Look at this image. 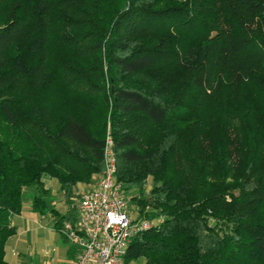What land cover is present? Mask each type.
I'll use <instances>...</instances> for the list:
<instances>
[{
	"label": "trees",
	"instance_id": "obj_1",
	"mask_svg": "<svg viewBox=\"0 0 264 264\" xmlns=\"http://www.w3.org/2000/svg\"><path fill=\"white\" fill-rule=\"evenodd\" d=\"M54 27L71 45L97 32L118 179L163 218L125 264H264V0H0V264L26 194L45 212L48 178L71 200L104 166L87 97L56 114L45 92ZM75 213H53L59 232Z\"/></svg>",
	"mask_w": 264,
	"mask_h": 264
},
{
	"label": "rangeland",
	"instance_id": "obj_2",
	"mask_svg": "<svg viewBox=\"0 0 264 264\" xmlns=\"http://www.w3.org/2000/svg\"><path fill=\"white\" fill-rule=\"evenodd\" d=\"M114 8L115 5H110L104 13L109 14L108 11H111ZM103 16H101V19L104 23H107V17ZM88 29L90 28H81L79 30L87 31ZM51 33L50 38L44 45L42 54L38 57L51 66L45 82V92H48L51 96V107L56 114L67 112L69 110H73L74 105L79 103L78 100L80 98L87 97V101H89L87 103H89V105L87 106L82 104L80 110L76 109L77 113H81L83 115L84 113L87 114L86 120L92 130L95 133H99L100 135L107 137L111 131L108 121L107 108L105 104H103V101H101V98L104 97L105 93H107L108 84L101 80V68L103 63L101 64L99 61L102 43L97 41L99 40L97 39V32L93 30L95 35L94 40L90 43L85 42L83 45H79L82 42L78 45H71L65 42L62 43V40L57 35L55 27L54 29L51 28ZM38 58L28 55V59L31 63H35V59ZM61 58L68 60L66 61L67 64H63ZM70 65H72V67H70ZM73 66L75 68H73ZM79 80L80 84H78ZM74 88H79L81 90L80 95L77 94L76 91H73ZM210 130L211 129L205 130V133L208 135L211 134ZM51 187L55 189V191L52 192L49 187L51 190L50 193L47 196H44L47 206L41 217L42 227L37 225L40 228L39 229L38 227H33V224L28 227V225L23 221L18 224L20 230L19 238L26 239L30 244H36V247H39L42 243L41 237H43V235H47L48 228L58 231L53 223L55 212L58 211L64 215L76 212L75 217L79 216V203L86 185L83 184L82 186H77L74 198L71 200L68 199L64 193L58 190L56 185L53 186V184H51ZM26 195L28 197H26L24 201V207L27 202V198L31 200L29 193ZM127 195L129 198V204L131 205L132 199H130L131 197L129 194ZM74 207L76 210L73 209ZM211 222H213V220ZM58 233L61 232L58 231ZM67 242L73 246L68 240Z\"/></svg>",
	"mask_w": 264,
	"mask_h": 264
},
{
	"label": "built area",
	"instance_id": "obj_3",
	"mask_svg": "<svg viewBox=\"0 0 264 264\" xmlns=\"http://www.w3.org/2000/svg\"><path fill=\"white\" fill-rule=\"evenodd\" d=\"M117 171L115 143L109 134L97 183L82 193L76 222L65 221L62 228L76 248L74 264H125L132 239L163 220L144 217L131 208Z\"/></svg>",
	"mask_w": 264,
	"mask_h": 264
},
{
	"label": "crops",
	"instance_id": "obj_4",
	"mask_svg": "<svg viewBox=\"0 0 264 264\" xmlns=\"http://www.w3.org/2000/svg\"><path fill=\"white\" fill-rule=\"evenodd\" d=\"M97 176L95 175L90 182L79 183L77 186L85 184L86 188L83 192L91 190L97 183ZM51 184L53 186L56 185V188L60 190L59 183L54 179L48 178L46 187H50L53 192L55 189L51 187ZM42 215L43 212L36 211L32 206L31 200L27 198L22 212L12 217V223L18 227V224L23 221L28 227L32 226V224L33 227H42ZM19 236L20 230L18 227L17 234L12 236L6 244L5 257L8 264H74L76 248L68 244L67 238L62 233L48 228L47 235L41 237L42 243L39 247H36V244L28 243L26 239L19 238Z\"/></svg>",
	"mask_w": 264,
	"mask_h": 264
}]
</instances>
